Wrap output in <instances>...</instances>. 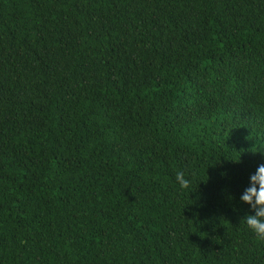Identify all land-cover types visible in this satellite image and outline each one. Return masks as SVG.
I'll use <instances>...</instances> for the list:
<instances>
[{
	"label": "trees",
	"instance_id": "1",
	"mask_svg": "<svg viewBox=\"0 0 264 264\" xmlns=\"http://www.w3.org/2000/svg\"><path fill=\"white\" fill-rule=\"evenodd\" d=\"M260 164L264 0H0V264H264Z\"/></svg>",
	"mask_w": 264,
	"mask_h": 264
},
{
	"label": "clouds",
	"instance_id": "2",
	"mask_svg": "<svg viewBox=\"0 0 264 264\" xmlns=\"http://www.w3.org/2000/svg\"><path fill=\"white\" fill-rule=\"evenodd\" d=\"M234 162L239 163L240 160ZM175 179L181 188H187L190 184L182 170L176 172ZM240 200L248 204L254 213L244 217L247 227L258 239L264 240V164H260L255 173L250 175L249 186Z\"/></svg>",
	"mask_w": 264,
	"mask_h": 264
}]
</instances>
